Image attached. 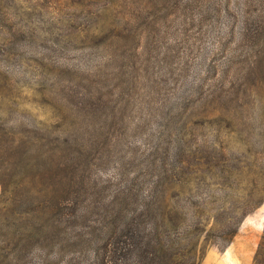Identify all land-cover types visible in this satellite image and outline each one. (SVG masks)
<instances>
[{
  "label": "rangeland",
  "instance_id": "374dc122",
  "mask_svg": "<svg viewBox=\"0 0 264 264\" xmlns=\"http://www.w3.org/2000/svg\"><path fill=\"white\" fill-rule=\"evenodd\" d=\"M0 141L46 172L73 160L80 203L78 240L6 264L87 263L114 196L155 184L221 205L223 157L248 189L264 166V0H0ZM210 216L199 264H264V198L224 248Z\"/></svg>",
  "mask_w": 264,
  "mask_h": 264
},
{
  "label": "trees",
  "instance_id": "16d2710c",
  "mask_svg": "<svg viewBox=\"0 0 264 264\" xmlns=\"http://www.w3.org/2000/svg\"><path fill=\"white\" fill-rule=\"evenodd\" d=\"M234 158L225 156L220 162V187L225 191L222 204L213 208L195 203L184 212L178 205H164L158 199L157 184L147 189L141 203L135 204L126 195V200L117 202L115 195L114 219H109L106 207L102 217L109 231L102 238L91 237L85 264H199L207 242L213 241L208 235L197 238L210 215L212 225L206 231L215 232V243L224 248L242 219L264 198V166L260 180L252 177L248 189L236 180ZM76 169L73 160H66L46 172L43 163L30 160L28 149L20 143L6 146L0 141V264L9 262L7 251L14 252L10 261L26 262L22 255L26 248H62L65 242L80 238ZM73 259L53 264H70ZM47 260L48 256L45 264Z\"/></svg>",
  "mask_w": 264,
  "mask_h": 264
}]
</instances>
